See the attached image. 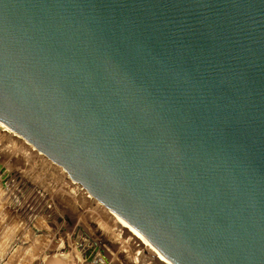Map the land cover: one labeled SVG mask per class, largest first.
Wrapping results in <instances>:
<instances>
[{"label":"water","instance_id":"obj_1","mask_svg":"<svg viewBox=\"0 0 264 264\" xmlns=\"http://www.w3.org/2000/svg\"><path fill=\"white\" fill-rule=\"evenodd\" d=\"M0 123L172 264H264V0H0ZM0 264H116L0 164Z\"/></svg>","mask_w":264,"mask_h":264},{"label":"rangeland","instance_id":"obj_2","mask_svg":"<svg viewBox=\"0 0 264 264\" xmlns=\"http://www.w3.org/2000/svg\"><path fill=\"white\" fill-rule=\"evenodd\" d=\"M0 137L3 139L0 143V164L25 183L52 199L85 229L116 264H132L122 251L129 249L123 243L126 237L117 234L101 213L93 211L92 204L87 202V199L68 179L52 172L19 144L10 142L2 134Z\"/></svg>","mask_w":264,"mask_h":264},{"label":"bare ground","instance_id":"obj_3","mask_svg":"<svg viewBox=\"0 0 264 264\" xmlns=\"http://www.w3.org/2000/svg\"><path fill=\"white\" fill-rule=\"evenodd\" d=\"M0 134H2L6 139H9L10 142L14 144H19L24 150L32 154L36 160L44 164L52 172L62 176L65 179H68L64 174H62L58 169L51 164H48L45 159H42L37 152L26 144L21 138L15 135L12 131L6 128L0 123ZM87 199L89 204H92L93 211L101 213V215L109 221V226L115 229L117 234H122L126 239L123 243L130 249L122 250L124 254L128 257L129 261L132 264H172V262L167 259L162 253L155 249L151 244H149L141 235L134 231L127 223H125L118 216L107 210L103 207L102 204L93 199L89 194L85 193L76 183L68 179ZM134 250V251H131Z\"/></svg>","mask_w":264,"mask_h":264},{"label":"built area","instance_id":"obj_4","mask_svg":"<svg viewBox=\"0 0 264 264\" xmlns=\"http://www.w3.org/2000/svg\"><path fill=\"white\" fill-rule=\"evenodd\" d=\"M3 141V139H1V137H0V143ZM156 264H160V263H158V262H156Z\"/></svg>","mask_w":264,"mask_h":264}]
</instances>
